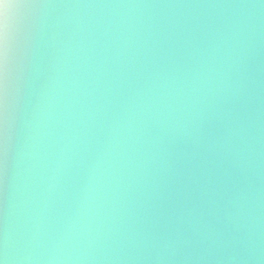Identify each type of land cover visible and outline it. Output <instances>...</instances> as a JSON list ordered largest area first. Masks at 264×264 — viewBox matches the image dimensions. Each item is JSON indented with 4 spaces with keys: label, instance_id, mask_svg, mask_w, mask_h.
Instances as JSON below:
<instances>
[{
    "label": "clouds",
    "instance_id": "clouds-1",
    "mask_svg": "<svg viewBox=\"0 0 264 264\" xmlns=\"http://www.w3.org/2000/svg\"><path fill=\"white\" fill-rule=\"evenodd\" d=\"M0 264H264V0H0Z\"/></svg>",
    "mask_w": 264,
    "mask_h": 264
}]
</instances>
